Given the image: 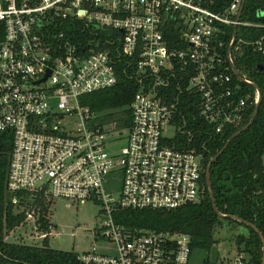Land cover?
<instances>
[{
  "label": "built area",
  "instance_id": "obj_1",
  "mask_svg": "<svg viewBox=\"0 0 264 264\" xmlns=\"http://www.w3.org/2000/svg\"><path fill=\"white\" fill-rule=\"evenodd\" d=\"M242 2L0 0V133L12 136L7 191L97 202L94 235L116 253L92 248L77 254L80 264H189L187 234L131 230L113 216L199 199L203 155L168 144L174 134L164 130H180L172 120L184 89L200 95V114L216 132L237 120L247 100L239 82L252 81L235 66L242 40L233 34L224 50V27L264 28L240 20ZM87 30L91 38L81 40ZM249 44L264 53V34ZM121 60L138 84L123 108L129 124L101 125L80 97L114 86ZM220 264L249 262L237 253Z\"/></svg>",
  "mask_w": 264,
  "mask_h": 264
},
{
  "label": "trees",
  "instance_id": "obj_2",
  "mask_svg": "<svg viewBox=\"0 0 264 264\" xmlns=\"http://www.w3.org/2000/svg\"><path fill=\"white\" fill-rule=\"evenodd\" d=\"M240 20L264 23V0H244ZM78 26L75 22L73 25ZM223 48L233 38L234 26L224 27ZM76 33L75 30H73ZM106 31L101 30V34ZM168 34V33H166ZM264 34V28L238 25L235 39L242 40L235 60L236 68L245 74L253 84L239 82L238 96L247 97L243 109L233 124H226L220 132L213 123L200 114V95L196 91L183 90L176 103L172 122L180 127L168 144L180 149H195L203 155L201 193L195 202L176 209H125L114 213V219L131 230H154L169 233H184L190 238V256L194 250L209 251L216 242L214 232L223 220L246 228L247 233L236 235V249L248 256L249 264H262L264 248V53H257L249 42ZM169 37V35H167ZM177 35L170 34V38ZM81 40L91 38L89 30ZM120 72L117 83L106 89L84 94L81 103L92 113L108 112L98 124L110 122L113 127L128 125L130 116L125 108L138 89L137 81L126 72V64L119 62ZM186 83V79L185 82ZM182 88L184 85L182 84ZM255 89L260 101L252 123L240 132L224 148L227 140L247 125L254 113ZM12 147V136L0 133V264H80L77 254L48 246L46 235L42 244L29 245L9 242L8 232L26 220L28 210L38 213L36 220L43 232L49 231L47 219L49 201L42 193L20 191L14 194L7 191L6 179ZM224 148V149H223ZM223 149V150H222ZM222 152L217 155L220 151ZM215 157L209 170V180L214 201L207 186L206 168ZM16 197V202H13ZM23 207V210H19ZM226 215V217H221ZM237 217L249 224H243Z\"/></svg>",
  "mask_w": 264,
  "mask_h": 264
},
{
  "label": "rangeland",
  "instance_id": "obj_3",
  "mask_svg": "<svg viewBox=\"0 0 264 264\" xmlns=\"http://www.w3.org/2000/svg\"><path fill=\"white\" fill-rule=\"evenodd\" d=\"M111 112V111H108ZM108 112H99V120ZM123 133H126L124 131ZM164 134L171 137L174 134L172 128H166ZM124 145V142L113 147L118 149ZM116 188L119 189V180L116 178ZM20 207L19 210H23ZM26 220L21 225L8 232L5 239L9 242L25 243L29 245H41V234L43 231L39 228L36 220L38 213L33 208L28 210ZM100 205L97 202L86 200L83 203L66 198H54L48 205L47 219L51 225L48 232V246L53 249L62 251H71L76 254L89 251L95 248L96 251L108 255L116 253V245L109 240L97 238L94 231L101 222L99 213ZM31 214V216H28ZM239 233L246 234V228L227 220H223L214 232L216 242L211 246L209 251L194 250L190 256L189 264H220V259L230 260L239 252L236 249V235ZM56 234V235H55ZM55 235V236H54ZM57 237L60 239L58 241Z\"/></svg>",
  "mask_w": 264,
  "mask_h": 264
},
{
  "label": "water",
  "instance_id": "obj_4",
  "mask_svg": "<svg viewBox=\"0 0 264 264\" xmlns=\"http://www.w3.org/2000/svg\"><path fill=\"white\" fill-rule=\"evenodd\" d=\"M243 6H244V0H243L241 6H240V8H239L238 15L241 13V11H242V9H243ZM233 34L235 35V29H234ZM252 85H253L255 88H257L255 84L252 83ZM259 101H260V94H258V99H257V101H256L255 110H254V113H253V115H252V117H251L249 123H248L247 125H245L243 128H241L240 130H238L236 133H234V134H233V135L227 140L226 144L224 145V148L229 144V142H230L232 139H234V138H235L240 132H242L243 130L247 129L248 126L252 123V121H253V119H254V117H255V115H256L257 109H258V103H259ZM224 148H223V149H224ZM223 149H222V150H223ZM222 150H221L217 155H219V154L222 152ZM214 160H215V157L211 158L210 161L208 162V164H207V168H206L207 186H208V189H209V192H210V196H211V198H212V201H214V198H213V193H212V189H211V185H210V180H209V170H210L211 164H212V162H213ZM218 214H219V216H221V217H226V215H221L220 213H218ZM230 218H233V219H235V220H237V221H239V222H241V223H243V224H247V225L252 226L251 224H249V223H247V222H245V221H243V220H241V219H239V218H237V217H234V216H233V217H230ZM58 241H60V240L58 239ZM262 264H264V248H263Z\"/></svg>",
  "mask_w": 264,
  "mask_h": 264
}]
</instances>
